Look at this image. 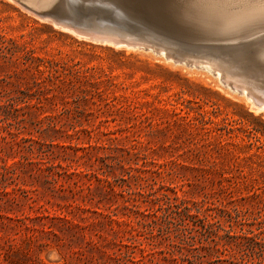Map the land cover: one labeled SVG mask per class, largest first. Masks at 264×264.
<instances>
[{
    "label": "rangeland",
    "instance_id": "1",
    "mask_svg": "<svg viewBox=\"0 0 264 264\" xmlns=\"http://www.w3.org/2000/svg\"><path fill=\"white\" fill-rule=\"evenodd\" d=\"M98 1L0 0V160L17 164L32 197L22 211L70 221L34 219L37 236L15 242L11 259L264 264V110L236 87L264 97V29L236 0L188 10L207 18L191 26L119 0L149 47L60 27L66 15L111 19ZM234 12L245 24L221 30Z\"/></svg>",
    "mask_w": 264,
    "mask_h": 264
},
{
    "label": "trees",
    "instance_id": "2",
    "mask_svg": "<svg viewBox=\"0 0 264 264\" xmlns=\"http://www.w3.org/2000/svg\"><path fill=\"white\" fill-rule=\"evenodd\" d=\"M54 167L47 169L49 173H53ZM73 175V174H72ZM21 173H18L17 164L9 165L6 160H0V243L5 241L6 246L0 247V264H15L10 257V253L15 248L14 243L25 237L28 240L35 238L37 229L33 224L34 219L44 220L50 219L58 221L66 226L70 223L66 215H41L32 217L22 211V207L28 204L32 197L28 191L23 189L20 183ZM30 204V208H33ZM180 214V212H179ZM187 216H190L187 214ZM110 223L114 222L109 217ZM192 219H196L195 217ZM197 223V221H194ZM46 226V225H45ZM49 236L59 239L58 233L52 230H45Z\"/></svg>",
    "mask_w": 264,
    "mask_h": 264
},
{
    "label": "water",
    "instance_id": "3",
    "mask_svg": "<svg viewBox=\"0 0 264 264\" xmlns=\"http://www.w3.org/2000/svg\"><path fill=\"white\" fill-rule=\"evenodd\" d=\"M119 0H99L98 3L109 6L115 13L111 19H94L89 23L79 22L73 19L70 15L62 17L61 22L68 27L75 28L79 33L86 36H91L96 39H109L117 42H123L129 46H147L149 47L154 42L146 37L145 32H141L140 27L130 26L126 14L120 13L118 10ZM149 6L154 14L160 12L166 13L167 16L171 13L167 10L166 4L168 0H137ZM167 10V11H166Z\"/></svg>",
    "mask_w": 264,
    "mask_h": 264
},
{
    "label": "bare ground",
    "instance_id": "4",
    "mask_svg": "<svg viewBox=\"0 0 264 264\" xmlns=\"http://www.w3.org/2000/svg\"><path fill=\"white\" fill-rule=\"evenodd\" d=\"M49 1V0H48ZM254 1H256V0H254ZM262 1V0H261ZM260 1V2H261ZM23 4V3H22ZM18 6V5H17ZM260 6V5H259ZM30 7V6H29ZM26 8V7H25ZM36 8V7H35ZM46 8V7H45ZM24 9V8H23ZM181 9H182V7H179V6H177V5H174L173 7H171V13L169 14V16H168V18H170V19H172L173 21H175V22H177V24L179 23L178 21H181V24H185V25H195L194 23L196 22V21H198V22H201V23H203L204 24V22L205 21H207V18L206 17H197V16H194V15H190V13L188 12V10L186 11L185 10V15H184V11L183 12H181ZM31 10V9H30ZM44 10V9H43ZM204 10V9H203ZM205 10H206V8H205ZM231 10V9H230ZM28 11V10H27ZM33 11V10H32ZM207 11V10H206ZM212 11V10H211ZM229 11V10H228ZM208 12V11H207ZM34 13V12H33ZM200 13V12H199ZM215 13V12H214ZM209 14V13H208ZM33 15V14H32ZM200 15V14H199ZM198 15V16H199ZM226 17H223L221 20H219V22H217V25L219 26V27H221V30H233V29H237V28H240V27H242L244 24H245V19L247 18V16H246V14L245 13H242V12H234V13H228L227 15H225ZM90 17V16H89ZM91 18V17H90ZM197 18H198V20H197ZM213 18H214V15H213ZM89 19V18H88ZM93 19V18H92ZM45 20V19H44ZM43 20V21H44ZM51 20V19H50ZM88 22H89V20H87ZM48 23H49V21H47ZM51 24H52V22H50ZM54 23V22H53ZM50 24V25H51ZM55 24V23H54ZM198 25H199V23H197ZM53 25V24H52ZM54 26H56L57 28H59L58 26H59V24L57 25V24H55ZM60 27L62 28V29H64V30H66V31H68V32H71V33H73V34H75L77 37H79V38H81V39H86L87 41L89 40H91V41H93V42H96L97 44H99V43H101V45L103 44V45H105V44H108V46L109 45H113V46H116V47H122V46H127V47H129V45H126V44H124L123 42H117V41H114V40H109V39H96V38H94V37H91V36H86V35H83L82 33H79V32H77L75 29L73 30L72 28H69V27H65V26H61L60 25ZM188 28V27H187ZM259 31V30H258ZM258 31H253V32H258ZM262 31V30H261ZM260 31V32H261ZM264 31V30H263ZM187 32V31H186ZM191 32V31H190ZM252 32V31H251ZM197 34V33H196ZM245 33H243V35H244ZM247 34V33H246ZM249 34H250V32H249ZM182 37V36H181ZM198 37V36H197ZM199 39V38H198ZM197 39V40H198ZM204 41V40H203ZM199 43V42H198ZM201 43V42H200ZM164 47H166L165 45H164ZM168 47V46H167ZM172 47V46H171ZM174 47V46H173ZM175 48V47H174ZM210 50V49H209ZM213 50V49H212ZM229 53V52H228ZM230 54V53H229ZM197 60V59H196ZM205 61V60H204ZM208 63H209V61H207ZM207 62H205V63H203L204 65L207 63ZM216 62V61H215ZM199 63V62H198ZM218 64V63H217ZM231 64V63H230ZM198 65V64H197ZM220 65H222V64H220ZM223 65H224V63H223ZM208 66H209V64H208ZM256 66V65H255ZM209 67H211V65L209 66ZM222 67V66H221ZM225 67H226V65H225ZM213 68V67H212ZM215 68V67H214ZM223 68V67H222ZM217 69V68H216ZM235 70H237V66H236V68H235ZM244 72V71H243ZM219 74H221V72L219 73ZM229 75V74H228ZM228 75H226V76H228ZM219 76V75H218ZM226 78V77H225ZM232 79V78H231ZM227 81H230V80H228L227 79ZM239 81V80H238ZM230 83H232V82H230ZM240 83H242V82H240ZM234 84H235V82H234ZM237 84V83H236ZM238 85V84H237ZM236 85V87L237 88H239V89H242L243 91H245V93L247 92L248 94L247 95H249V97L251 98V99H253V101L252 102H254V105H251V106H254V108H255V110L256 111H259V110H264V97H263V99H260V98H258V96H255V94L254 93H251V92H249V89H246V87H245V85H244V87L242 86L241 87V85H239V86H237ZM235 89V88H234ZM258 89V88H257ZM247 90V91H246ZM242 92V91H241ZM240 94H242V93H240ZM242 95H244V94H242ZM262 95V94H261ZM244 96H246V94L244 95ZM261 97V96H260ZM251 99H250V101H251ZM251 102V103H252ZM253 104V103H252ZM251 108H253V107H251ZM254 110V111H255ZM258 113V112H257Z\"/></svg>",
    "mask_w": 264,
    "mask_h": 264
},
{
    "label": "snow or ice",
    "instance_id": "5",
    "mask_svg": "<svg viewBox=\"0 0 264 264\" xmlns=\"http://www.w3.org/2000/svg\"><path fill=\"white\" fill-rule=\"evenodd\" d=\"M178 6L187 11L196 8L222 7L223 5L215 3L214 0H180ZM230 6L245 12L252 22L259 23L260 27L264 29V11H261L259 15H255L251 11L257 8L254 0H236V3ZM260 8L264 9V5H260Z\"/></svg>",
    "mask_w": 264,
    "mask_h": 264
}]
</instances>
